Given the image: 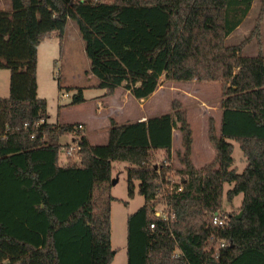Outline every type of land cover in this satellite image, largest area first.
Masks as SVG:
<instances>
[{
    "label": "trees",
    "instance_id": "obj_1",
    "mask_svg": "<svg viewBox=\"0 0 264 264\" xmlns=\"http://www.w3.org/2000/svg\"><path fill=\"white\" fill-rule=\"evenodd\" d=\"M10 1L11 9L0 10V69L11 74L9 95L0 96V264H111L116 160L130 163L128 196L138 187L145 199L127 217L128 264H264V53H243L252 37L260 42L264 0L238 44L227 37L255 0ZM70 20L105 96L123 86L146 98L162 77L220 82V131L213 117L208 128L214 159L194 165L193 130L177 99L171 112L124 123L111 118L104 144L91 143L80 122L48 121L47 100L38 95V47L54 32L62 39ZM60 89L76 90L70 104L87 100L82 86ZM176 127L182 166H157L158 150L165 162L173 156ZM63 134L74 136L76 150L57 140ZM235 142L247 160L242 171L234 166ZM172 170L179 178L164 201L175 218L163 220L155 204ZM226 183L232 186L225 192ZM239 193L241 217L214 225L210 215L224 194L232 201Z\"/></svg>",
    "mask_w": 264,
    "mask_h": 264
},
{
    "label": "rangeland",
    "instance_id": "obj_2",
    "mask_svg": "<svg viewBox=\"0 0 264 264\" xmlns=\"http://www.w3.org/2000/svg\"><path fill=\"white\" fill-rule=\"evenodd\" d=\"M1 9H11V1L0 0ZM260 9L261 0H255L243 22L227 37L229 44L241 43L251 34ZM259 51L264 53V21L260 42L257 37H252L246 42L243 49V53L249 55H256ZM89 67L90 60L85 52V42L75 21L70 20L68 22L62 39L54 32L51 37L41 43L37 68L38 94L47 100L49 120L55 122L59 118L68 120L84 119L89 122L93 134H103L109 131L108 126L112 117L121 123L171 112L173 110L172 103L177 99L182 104L187 120L189 121L191 116L194 123L197 126L199 125L201 135L204 131L203 126L206 118L209 121L210 117H213L216 123L222 115V84L220 82H200L195 79L178 82L162 77L154 93L146 98H136L123 86L118 87L112 96H105L104 92L106 90L97 86L98 79L89 72ZM10 77L9 69H0V96L9 95ZM60 84L86 86L84 94L87 100L79 104H70L72 95L76 90L67 91L63 89L61 91ZM64 92L69 93V96L64 95ZM97 101H99L98 103L103 110L99 109ZM82 123V129L87 135V123ZM57 140L65 141L62 138ZM207 141L211 146V142ZM177 142V138H175L176 146ZM72 143L68 142V145H72ZM175 154V156H171L169 162H165L166 153L163 150H158L155 164L161 166L162 163H165L174 168L181 167L182 163L178 151ZM203 154V158H209L208 151L205 149H203ZM233 155L235 157L234 166L242 171L247 165V160L238 142H235ZM122 162V160L114 161L116 182L112 185L111 193L117 198L112 201L111 214L112 246L116 253L111 264H128L127 217L140 208L145 200L144 196L138 191V187H136L134 197L130 198L128 196L127 171L126 167L122 166ZM167 175L169 180L160 186L155 208L170 211V206L165 204L164 200L167 190L171 188L172 183L177 181L179 174L172 170ZM231 186V184L226 183L225 192ZM242 200V193L236 195L232 201H229L226 194H224L219 211L228 217L229 221L232 215L241 212ZM125 201H128V203Z\"/></svg>",
    "mask_w": 264,
    "mask_h": 264
},
{
    "label": "crops",
    "instance_id": "obj_3",
    "mask_svg": "<svg viewBox=\"0 0 264 264\" xmlns=\"http://www.w3.org/2000/svg\"><path fill=\"white\" fill-rule=\"evenodd\" d=\"M41 43H40V45H41ZM40 45L38 47V57H39ZM37 80H38V70H37ZM80 86L83 87V92H84V89H85L86 86H83V85H80ZM40 97H42V96H40ZM98 102L99 101H97V104L99 106V109L101 110L102 109V106H100ZM143 119H146V117L145 118H140L139 120H143ZM221 119H222V116H220L217 119V121H216V126H217L218 131H220ZM48 121L52 122L49 119H48ZM55 122H68V123H73V122H86L87 123V128H86V130H87V137L89 138V140H90L91 143H93V144H104V143H106L108 141L109 131H106L103 134H98V133L93 134V132H92L93 129L90 128L89 122L87 120H84V119H79V120H71V119H69L68 120L66 118H59ZM189 122L191 123L192 129H193V144H192V155H191V157H192V161H193L194 165L197 168H199V167H202L204 164H206L209 161H211V160L214 159V157L216 155V149L214 148V146L212 145V143H210L211 144V146H210L209 143H208V141H207V140H209V137H208V128H209L208 118H206V120L204 122V126H203L204 131H202V134L201 135H200L199 125L197 126L194 123V121L191 119V116L189 117ZM121 123H124V122H121ZM108 127H110V124H109ZM58 138H62V139L65 140V141L58 140L61 143L73 142V140H74V136L72 134H64V135L59 136ZM175 138H177V141H178L177 142V146L175 145ZM200 141H201V146H200ZM183 149H184V147H183V140H182V132H181L180 129L174 128L173 129V147H172L173 156L176 155L175 153L177 151H180V150H183ZM203 149H205L206 151H208L209 158H203L204 157ZM66 160H67V155L65 153L64 154H61L60 163H65ZM121 164H122V166L127 167L130 163L128 161H123ZM113 165H114V161H113ZM181 166H182V164H181ZM114 167H115V165H114ZM113 176H114V178L116 177V175L114 173V169H113Z\"/></svg>",
    "mask_w": 264,
    "mask_h": 264
},
{
    "label": "built area",
    "instance_id": "obj_4",
    "mask_svg": "<svg viewBox=\"0 0 264 264\" xmlns=\"http://www.w3.org/2000/svg\"><path fill=\"white\" fill-rule=\"evenodd\" d=\"M64 95L68 96L69 93H65ZM78 128L82 129L83 128V123L80 122L77 125ZM34 137V135H32ZM72 143V142H71ZM77 149V142L73 141L72 145H70L68 152H71L72 150H76ZM173 184V183H172ZM171 188H173V185L171 186ZM182 189V185H180L179 187H177V191H180ZM155 215L163 220H173L175 218V213L173 211H165V209H157L155 208ZM210 220L211 222L218 226V227H225L228 224V217L224 216L219 210L212 212L210 215ZM151 227H155L154 223H151ZM220 246L224 247L226 245H228V240L226 239H220L219 240Z\"/></svg>",
    "mask_w": 264,
    "mask_h": 264
},
{
    "label": "water",
    "instance_id": "obj_5",
    "mask_svg": "<svg viewBox=\"0 0 264 264\" xmlns=\"http://www.w3.org/2000/svg\"><path fill=\"white\" fill-rule=\"evenodd\" d=\"M116 182L115 178H113L112 183L114 184ZM242 211L238 214V217H241Z\"/></svg>",
    "mask_w": 264,
    "mask_h": 264
}]
</instances>
